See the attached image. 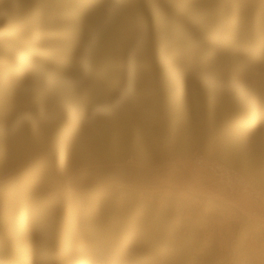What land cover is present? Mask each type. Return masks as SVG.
Wrapping results in <instances>:
<instances>
[{"label": "rangeland", "instance_id": "1", "mask_svg": "<svg viewBox=\"0 0 264 264\" xmlns=\"http://www.w3.org/2000/svg\"><path fill=\"white\" fill-rule=\"evenodd\" d=\"M218 1L0 0V264H264L227 205L251 198L194 169H237L264 210V10ZM113 163L170 171L69 187Z\"/></svg>", "mask_w": 264, "mask_h": 264}, {"label": "water", "instance_id": "2", "mask_svg": "<svg viewBox=\"0 0 264 264\" xmlns=\"http://www.w3.org/2000/svg\"><path fill=\"white\" fill-rule=\"evenodd\" d=\"M169 171L167 166L149 167L130 163L90 165L77 169L68 185L74 192L89 191L110 184L152 188L162 185Z\"/></svg>", "mask_w": 264, "mask_h": 264}, {"label": "built area", "instance_id": "3", "mask_svg": "<svg viewBox=\"0 0 264 264\" xmlns=\"http://www.w3.org/2000/svg\"><path fill=\"white\" fill-rule=\"evenodd\" d=\"M205 169L207 173L224 187L230 196L245 194L249 196L260 207L262 196L251 186L247 178L237 169L232 168L219 159H207L204 153L196 155L194 159V169ZM252 216L264 221V210L255 209Z\"/></svg>", "mask_w": 264, "mask_h": 264}, {"label": "crops", "instance_id": "4", "mask_svg": "<svg viewBox=\"0 0 264 264\" xmlns=\"http://www.w3.org/2000/svg\"><path fill=\"white\" fill-rule=\"evenodd\" d=\"M238 196V195H237ZM227 205H230V207H232V209L240 216L246 217V216H250L251 212L253 210H255V204L254 202L247 198V197H236L235 199H233L232 201H229L227 203ZM229 216H231V218H233L232 220L234 222H238L239 219H237V217H233L231 215V213H229ZM247 222V221H246ZM253 223V221H251ZM250 223V224H252ZM258 224V225H257ZM256 225L249 226L245 223L241 224L242 229L244 232H246L245 237L246 239V244L247 243H252L254 240H258L260 242H262V237H264V235L261 234V232H264L263 228H264V221L259 220L257 221ZM249 227H251L252 231H250ZM258 230H261L258 232ZM260 242V243H261ZM264 243V241H263ZM264 246V245H263Z\"/></svg>", "mask_w": 264, "mask_h": 264}, {"label": "trees", "instance_id": "5", "mask_svg": "<svg viewBox=\"0 0 264 264\" xmlns=\"http://www.w3.org/2000/svg\"><path fill=\"white\" fill-rule=\"evenodd\" d=\"M233 2H239L242 5L248 6L251 5L254 1L257 2L256 11L257 13H261L264 10V1L262 0H232ZM230 4L226 0H219L218 1V7L220 10H229ZM255 25V28H258V30L264 31V17H262L260 20H253V26ZM222 33V31H221ZM219 35V34H218ZM219 40V39H215Z\"/></svg>", "mask_w": 264, "mask_h": 264}]
</instances>
